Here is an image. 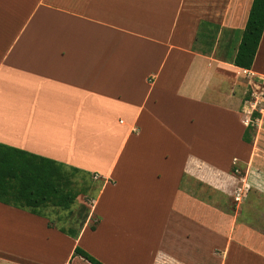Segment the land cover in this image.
<instances>
[{"label":"crops","instance_id":"crops-1","mask_svg":"<svg viewBox=\"0 0 264 264\" xmlns=\"http://www.w3.org/2000/svg\"><path fill=\"white\" fill-rule=\"evenodd\" d=\"M252 1L0 0V146L103 181L77 238L48 227L54 207L0 202V264H71L77 246L102 264L264 261V192L230 172L261 165L241 137L264 31L251 69L232 64Z\"/></svg>","mask_w":264,"mask_h":264},{"label":"trees","instance_id":"trees-1","mask_svg":"<svg viewBox=\"0 0 264 264\" xmlns=\"http://www.w3.org/2000/svg\"><path fill=\"white\" fill-rule=\"evenodd\" d=\"M204 25L207 24H201V31ZM263 31L264 0H253L232 61L234 66L243 70L251 69ZM200 37L202 38V32L197 35V40L201 39ZM259 118L260 114L253 111L251 121L241 137L244 143H252L254 120ZM6 150L10 149L0 146V202L14 204L36 215H40L43 208L54 207L69 211L68 214L72 216L71 207L77 197L91 188V175L76 168L66 169L52 160L26 153H21L22 157L13 161V157L6 155ZM88 213L89 209L82 206L79 227L67 229L60 227L59 231L71 238H77ZM52 226L49 222L48 227ZM72 257L75 258L71 264L77 263L79 259L89 264H102L78 246L75 247Z\"/></svg>","mask_w":264,"mask_h":264},{"label":"rangeland","instance_id":"rangeland-1","mask_svg":"<svg viewBox=\"0 0 264 264\" xmlns=\"http://www.w3.org/2000/svg\"><path fill=\"white\" fill-rule=\"evenodd\" d=\"M251 75V74H250ZM255 83V85L257 87H254L253 85H248L247 90H246V97L247 99L253 97V103H256V108L254 109L255 112H258L260 114V118L254 120V132H252V143L249 144L250 147L252 146V148L250 149L252 152V155L255 156V158L257 159V161L261 162V165L256 166H251L250 164H246L243 163L241 161H233V164L231 166V175L235 176L236 178H242L245 175L249 176L250 179V190L249 192H257L259 193L260 191L264 192V78L261 79H252ZM247 84H249V80L247 79ZM255 91V96H253V89ZM249 147V148H250ZM260 177L261 180L259 181V185H253L251 180H255L256 178ZM87 178V176H86ZM77 181H80L79 178H76ZM257 180V179H256ZM101 182H103L100 179H92L91 181V188L90 190H88L87 192H83L81 193L75 203L72 205L71 207V212H72V216H66L67 212H63L60 209H55V208H49V210L47 209L46 212L48 213L49 217L48 219L50 220L49 222L55 226V227H63L65 229L67 228H77L80 225L81 222V216H80V211H81V207L85 206L89 209V205L91 203V200L95 197V195L97 194V192L99 191L98 189L100 188ZM252 184V185H251ZM249 186V185H248ZM195 187V186H192ZM245 187V186H244ZM245 190H239L238 188H236L235 190V196L233 197L234 201L236 197H239L240 195L243 194L244 191H246L247 187L244 188ZM250 192V193H251ZM237 193V194H236ZM248 197H246V199H248ZM236 202V201H235ZM66 218H69V220H67L68 222H64L66 221ZM63 219V222H61ZM247 251H245L242 255H245V260L247 261H241V262H237L236 264H264L263 261V257H261V255L259 253H248L246 254ZM118 254L120 253L119 251L117 252ZM248 257V258H246ZM122 260L125 262V264H127V262H136L138 260L137 255L135 256V254H129L128 255V251L123 253L122 256ZM250 260V261H249ZM74 264H89L86 261L79 259V261H77V263ZM227 264H231V261H227Z\"/></svg>","mask_w":264,"mask_h":264},{"label":"built area","instance_id":"built-area-1","mask_svg":"<svg viewBox=\"0 0 264 264\" xmlns=\"http://www.w3.org/2000/svg\"><path fill=\"white\" fill-rule=\"evenodd\" d=\"M238 198H239V197H236V201H238Z\"/></svg>","mask_w":264,"mask_h":264}]
</instances>
